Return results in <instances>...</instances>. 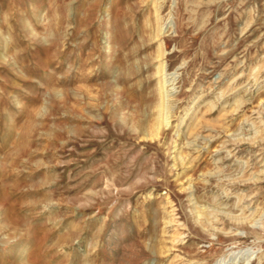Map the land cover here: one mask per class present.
Segmentation results:
<instances>
[{
    "label": "rangeland",
    "instance_id": "374dc122",
    "mask_svg": "<svg viewBox=\"0 0 264 264\" xmlns=\"http://www.w3.org/2000/svg\"><path fill=\"white\" fill-rule=\"evenodd\" d=\"M0 264H264V0H0Z\"/></svg>",
    "mask_w": 264,
    "mask_h": 264
},
{
    "label": "bare ground",
    "instance_id": "6f19581e",
    "mask_svg": "<svg viewBox=\"0 0 264 264\" xmlns=\"http://www.w3.org/2000/svg\"><path fill=\"white\" fill-rule=\"evenodd\" d=\"M56 16V15H55ZM158 31H160V27H158ZM164 32V31H163ZM153 36V35H152ZM152 40V39H151ZM160 48V47H159ZM158 56H161V54H159ZM161 63V62H160ZM162 65L160 64V66H158V68H157V71L156 72H161L163 69H162ZM166 78V77H165ZM165 78H161L160 80H159V82H158V88H157V91H158V94H159V98H160V101H159V103H158V105H157V116H156V118H155V123L152 125L153 126V128H152V130L150 131V133H149V137L152 139V138H154V137H156L157 136V133H158V130L160 129V127H162V126H164V125H167L166 123V114L168 113L167 112V107H166V105H165V102H164V99H165V97H166V95L164 96V94L165 93H168V92H170V90H167V87H168V85H166V84H168V83H166L167 82V80L166 81H164V79ZM168 82H170V81H168ZM232 88V87H231ZM143 90V89H142ZM232 90H233V88H232ZM233 92V91H232ZM129 94V93H128ZM146 94V93H145ZM126 95V94H125ZM143 101V100H142ZM237 102V101H236ZM209 103V102H208ZM234 103V102H233ZM151 105V104H150ZM149 105V106H150ZM148 106V107H149ZM212 104L211 105H209V106H207L206 107V110H205V112L203 113V116L202 117H200V119H202V121H203V119H205V115L206 114H209L210 113V111H211V109H212ZM198 107V106H197ZM223 107V106H222ZM192 108V107H191ZM200 108V107H199ZM170 109V108H169ZM226 109V108H225ZM204 110V109H203ZM196 111V110H195ZM218 111V110H217ZM224 112H226V111H224ZM170 113V112H169ZM190 114V113H189ZM200 114H201V111H200ZM220 114H221V112H220ZM195 115V114H194ZM197 115H199V114H197ZM202 115V114H201ZM189 116V115H188ZM197 117V116H196ZM198 117V118H199ZM220 117V116H219ZM183 118V117H182ZM189 118V117H188ZM193 118H195V117H193ZM213 118V117H212ZM169 119V118H168ZM184 119V118H183ZM182 119V120H183ZM191 119V118H190ZM196 119V118H195ZM210 120V119H209ZM226 120V119H225ZM184 122V121H183ZM190 122V121H189ZM181 123V122H180ZM193 123V122H192ZM213 123V122H212ZM217 123V122H216ZM222 123V122H221ZM178 124H179V122H178ZM177 124V125H178ZM210 124H211V122H210ZM226 124V123H225ZM216 125V124H215ZM198 126H200V120L199 119H196L195 120V123H194V125L192 126V128L190 129V131H188V133L187 132H185V133H187L186 134V137H185V140H186V143H185V145H187V147H194L195 149L197 148V147H201V144L202 143H199L198 145L197 144H195V142H196V139H197V137H200L201 135L200 134H197V133H195V130H196V128L198 127ZM227 126V125H226ZM189 127H190V125H189ZM147 128V127H146ZM177 128V127H176ZM201 128H203L204 130H212V127L210 126V125H208V124H202L201 125ZM187 130V129H186ZM213 131H215V130H213ZM177 132V131H176ZM180 132V131H179ZM197 132V131H196ZM199 132V131H198ZM217 132V131H216ZM257 132V131H256ZM260 132V131H259ZM143 133V132H142ZM214 133V132H213ZM262 133V132H261ZM139 134H140V132H139ZM219 134V133H218ZM180 135V134H179ZM218 136V135H217ZM259 136V135H258ZM158 137V136H157ZM228 138V137H227ZM252 137H250V139H251ZM202 139L203 140H205L204 142H207V141H209L210 139H211V137L209 136V138L208 137H203L202 136ZM252 139H254V137L252 138ZM212 140V139H211ZM246 140V139H245ZM162 142V141H161ZM249 142V141H248ZM163 143V142H162ZM211 143V142H210ZM222 144V143H221ZM231 144H233V143H231ZM233 145H235V144H233ZM162 147V146H161ZM177 147V146H176ZM174 148H175V146H174ZM179 149V148H178ZM229 149V148H228ZM188 150V149H187ZM225 150H226V148H225ZM231 150V149H230ZM191 151V150H190ZM202 151V150H201ZM188 153V152H187ZM193 153V152H192ZM177 154V153H176ZM197 154V153H196ZM178 155V154H177ZM180 155H178V157H179ZM182 157V156H181ZM196 158V157H195ZM187 159V158H186ZM177 160V159H176ZM182 160V159H181ZM178 162V161H177ZM180 163V162H179ZM163 169V168H162ZM222 169V168H221ZM218 173V172H217ZM221 182V181H220ZM231 182V181H230ZM192 185V184H191ZM217 185V184H216ZM190 189V188H189ZM117 190V189H116ZM226 193V192H225ZM194 195V194H193ZM193 195H192V197H193ZM190 196V195H189ZM191 197V196H190ZM199 204V203H198ZM196 206V205H195ZM205 209V208H204ZM208 210V209H207ZM210 213H212V212H210ZM203 216V215H202ZM204 217V216H203ZM210 217H212V216H210ZM26 252V251H25ZM29 252V251H28ZM27 253H25V255H26ZM27 257V256H26ZM27 263V262H26Z\"/></svg>",
    "mask_w": 264,
    "mask_h": 264
}]
</instances>
